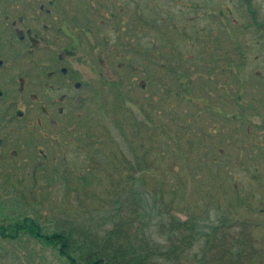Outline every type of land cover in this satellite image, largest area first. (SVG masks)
<instances>
[{
  "label": "rangeland",
  "instance_id": "rangeland-1",
  "mask_svg": "<svg viewBox=\"0 0 264 264\" xmlns=\"http://www.w3.org/2000/svg\"><path fill=\"white\" fill-rule=\"evenodd\" d=\"M150 1L172 37L148 34L129 3L84 21L62 144L48 127L28 145L24 127L18 155L0 161V264H70L7 236L25 217L99 241L118 228L148 264H264V0Z\"/></svg>",
  "mask_w": 264,
  "mask_h": 264
},
{
  "label": "flooded vegetation",
  "instance_id": "flooded-vegetation-1",
  "mask_svg": "<svg viewBox=\"0 0 264 264\" xmlns=\"http://www.w3.org/2000/svg\"><path fill=\"white\" fill-rule=\"evenodd\" d=\"M126 3L141 9L147 0H0V161L18 155L24 127L34 130L28 145L37 129L48 127L54 132L42 136L62 144L69 78L75 88L81 84L66 63L82 53L84 21L90 28L94 12L97 21L107 19L105 10Z\"/></svg>",
  "mask_w": 264,
  "mask_h": 264
},
{
  "label": "trees",
  "instance_id": "trees-1",
  "mask_svg": "<svg viewBox=\"0 0 264 264\" xmlns=\"http://www.w3.org/2000/svg\"><path fill=\"white\" fill-rule=\"evenodd\" d=\"M154 7L155 5H144L141 9H139V7L135 5V13L141 14L140 16H136L138 21L141 22L140 25H147L148 27H150L151 29H149L148 34L151 33L152 36H154V34H156L157 36L166 35L168 38H171V34L174 31H167L162 28L164 23H160L162 18L156 16V14H153L156 13ZM90 10V8H86L87 12H90ZM94 14H98L96 17L100 16V13H98L97 11L94 12ZM100 18H103L107 22L105 17L102 16ZM87 20H90V17H88ZM144 22L146 24H144ZM130 27L133 33L137 34L138 30L136 28V25L131 23ZM152 32L156 33L153 34ZM138 35H140V33ZM157 36L156 39L158 38ZM176 44H178V41L176 42ZM144 53H148L147 45L143 54ZM165 56L171 57V64L175 65L177 68L179 67L181 59L179 58V53L177 51L167 53L165 54ZM142 64H145L144 67L147 66L146 62L143 60ZM181 74L183 75V73ZM240 80L241 78H239V81ZM183 85L187 84L184 83ZM260 94L264 96V91H261ZM261 157L264 158V153L261 155ZM143 160L147 161L148 159H146V157H143ZM124 165H127V162H125ZM131 172L134 173L133 169L131 170ZM56 223L61 222L56 221ZM64 223H70L71 225H69L68 228L62 225L60 227L56 225V228H54L52 231L43 232L39 224H37L31 218L25 217V221H20L13 226L4 227L3 229H9L7 236L10 237L21 236L25 232L28 235L35 237L39 241L49 243L50 245L55 247L62 256L67 258L70 264H148V256H144L142 253L137 254L135 253V249H128V245H123L120 242L121 238H118V228H116L113 232H106L102 241H99L91 234V231L93 232V230L89 231L84 228L76 227L75 225H72L71 221L62 222L63 225ZM74 223L76 222L73 221V224ZM0 233L2 234V236H5L3 230H1ZM244 235L245 234L242 233L243 238ZM248 235L253 243V247L255 248V238L251 236L250 232L248 233ZM240 239H242L241 236ZM244 239H246L247 241V235ZM250 247L254 250L252 246ZM229 255L230 254H228V256Z\"/></svg>",
  "mask_w": 264,
  "mask_h": 264
}]
</instances>
